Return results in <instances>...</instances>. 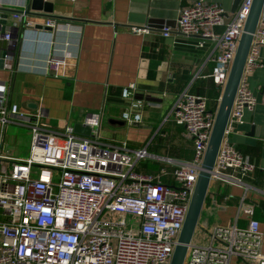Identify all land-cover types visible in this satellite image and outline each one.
I'll return each mask as SVG.
<instances>
[{"label": "built area", "instance_id": "built-area-1", "mask_svg": "<svg viewBox=\"0 0 264 264\" xmlns=\"http://www.w3.org/2000/svg\"><path fill=\"white\" fill-rule=\"evenodd\" d=\"M251 3L240 0L237 9L227 15L218 3L193 0L179 9L174 27L164 26L159 32L164 37H194L195 46H208L206 60L212 63L208 76L222 91ZM24 12L22 7L12 13L3 34L10 43L8 49H0L7 70H15L13 50L18 38L14 32ZM260 12L210 184L246 188L245 179L255 170L251 157L243 154L228 135L244 123V114L252 112L257 103L246 78L254 67H264L259 61L264 47V3ZM46 26L56 28V22L48 20ZM131 30L150 32L148 26H132ZM65 60L64 55L49 56L48 70L56 72ZM199 75L197 72L195 77ZM134 90L135 84H129L122 88L121 96L129 99ZM146 104L142 98H132L122 119L129 125L140 123ZM168 116L192 142L188 160L154 156L145 148L130 149L125 142L106 144L96 129L98 117L89 120V137L74 133L69 125L52 129L43 122L42 110L20 111L19 105L9 100L8 85L0 83L2 133L14 123L30 129L25 158L0 152V264H169L215 110L209 109L205 95L194 94L187 87L175 98ZM148 157L175 163L169 174L171 182L161 179L167 170H136L137 163ZM238 211L230 226L216 224L206 229L198 224L183 264H229L234 257L249 264H264L253 207H239ZM241 214L248 220L246 228L236 224ZM205 239L206 243H201Z\"/></svg>", "mask_w": 264, "mask_h": 264}, {"label": "crops", "instance_id": "crops-1", "mask_svg": "<svg viewBox=\"0 0 264 264\" xmlns=\"http://www.w3.org/2000/svg\"><path fill=\"white\" fill-rule=\"evenodd\" d=\"M41 1L49 3L51 11L30 8L14 32L18 38L13 50L15 70L5 69L0 57V83L8 85L9 100L25 113L42 110L43 122L55 130L84 120L89 124L91 118L98 117L96 129L106 144L116 146L125 142L130 149L145 148L154 156L173 161L190 159L192 142L168 112L183 89L188 87L194 94L206 95V90L214 87L208 76L212 68L206 60L208 46H195L194 37H164L159 30L174 27L179 9L193 0ZM209 1L218 3L227 15L238 7H234L235 0ZM0 4V8L26 10L30 0H0ZM5 12L0 9V20ZM11 17L9 13L7 27ZM48 20H54L56 28L46 26ZM132 26H148L150 32H133ZM3 34L0 25L1 50L10 47ZM51 55L66 57L65 65L56 72L49 71L46 65ZM259 61L264 64V47L260 49ZM197 72L200 75L195 77ZM246 79L257 103L228 138L251 157L255 170L245 179L246 188L211 183L199 224L204 228L216 224L230 226L239 207L252 206L261 232L259 252L264 256V67H254ZM132 83L134 93L129 99L123 98L122 88ZM132 98L148 102L138 125H129L121 117ZM13 126L23 125L9 124L2 133L0 123V152L25 158L14 155L7 147V139H17ZM174 167L173 162L148 157L137 163L136 170H167L161 179L171 182L169 174ZM236 224L246 228L248 220L241 214ZM229 264L249 263L234 257Z\"/></svg>", "mask_w": 264, "mask_h": 264}, {"label": "water", "instance_id": "water-1", "mask_svg": "<svg viewBox=\"0 0 264 264\" xmlns=\"http://www.w3.org/2000/svg\"><path fill=\"white\" fill-rule=\"evenodd\" d=\"M240 0L234 1V7L239 5ZM264 0H252L249 14L243 27V32L237 44L235 56L231 62V68L224 87L220 93L217 107L215 109V117L209 139L206 144L202 163L198 171L197 179L190 197L188 209L183 221V225L177 237V242L172 252L169 264H183L187 249L191 244L195 230L199 224L201 210L205 201V197L210 185L211 172L215 163V159L222 142L233 106L239 82L245 71V64L250 50V45L256 32V27L261 15V8ZM42 9L46 12L51 11L49 3H43L41 0H30V4L26 7L25 12L29 9ZM6 11L2 14L0 25L2 33L6 32L8 14L16 13V10L8 8H0ZM26 12V13H27ZM18 31V28L15 29ZM136 125H138L136 123ZM73 132L82 136H91V127L86 120L83 122H75L72 124Z\"/></svg>", "mask_w": 264, "mask_h": 264}, {"label": "rangeland", "instance_id": "rangeland-1", "mask_svg": "<svg viewBox=\"0 0 264 264\" xmlns=\"http://www.w3.org/2000/svg\"><path fill=\"white\" fill-rule=\"evenodd\" d=\"M206 96V95H205ZM11 128H16L13 132L15 134L16 140L7 139L6 144L11 153L19 156H27L29 151L30 142V130L27 127L13 126ZM29 130V131H28ZM12 135V132L9 133ZM201 243H206V239L201 241Z\"/></svg>", "mask_w": 264, "mask_h": 264}, {"label": "trees", "instance_id": "trees-1", "mask_svg": "<svg viewBox=\"0 0 264 264\" xmlns=\"http://www.w3.org/2000/svg\"><path fill=\"white\" fill-rule=\"evenodd\" d=\"M219 88H220L219 86L216 87V85H214V87H212L211 89L206 90L207 106L209 107V109L213 111L216 109L218 104V100L220 96Z\"/></svg>", "mask_w": 264, "mask_h": 264}]
</instances>
